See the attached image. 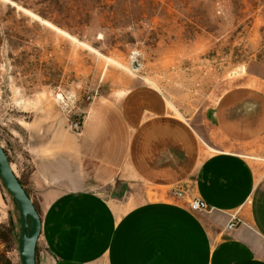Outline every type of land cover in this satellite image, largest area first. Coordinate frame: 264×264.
I'll return each mask as SVG.
<instances>
[{"label":"crops","instance_id":"1","mask_svg":"<svg viewBox=\"0 0 264 264\" xmlns=\"http://www.w3.org/2000/svg\"><path fill=\"white\" fill-rule=\"evenodd\" d=\"M210 121L204 137L148 84L95 96L79 133L30 119L7 154L41 217L36 264H264V89L227 87ZM16 214L0 194V222Z\"/></svg>","mask_w":264,"mask_h":264},{"label":"rangeland","instance_id":"2","mask_svg":"<svg viewBox=\"0 0 264 264\" xmlns=\"http://www.w3.org/2000/svg\"><path fill=\"white\" fill-rule=\"evenodd\" d=\"M247 82L264 89V0H0L7 153L38 113L69 124L95 96L137 84L205 137L218 96ZM0 194L17 216L1 180ZM0 250L20 264L17 242Z\"/></svg>","mask_w":264,"mask_h":264},{"label":"water","instance_id":"3","mask_svg":"<svg viewBox=\"0 0 264 264\" xmlns=\"http://www.w3.org/2000/svg\"><path fill=\"white\" fill-rule=\"evenodd\" d=\"M0 180L13 197L18 213L20 264H36V245L41 231V217L32 199L12 168L8 154L0 143Z\"/></svg>","mask_w":264,"mask_h":264},{"label":"built area","instance_id":"4","mask_svg":"<svg viewBox=\"0 0 264 264\" xmlns=\"http://www.w3.org/2000/svg\"><path fill=\"white\" fill-rule=\"evenodd\" d=\"M69 126L72 131H74L75 133H79L82 127V118L79 117V118L71 119L69 121ZM182 195L183 193L181 190H175L174 192H172L171 197L175 199H180L183 197ZM186 204L192 211L195 212H202L208 209V205L201 198H191V199L189 198L186 200ZM236 223L237 220L235 219V217H233V219L227 224V228L235 227Z\"/></svg>","mask_w":264,"mask_h":264},{"label":"trees","instance_id":"5","mask_svg":"<svg viewBox=\"0 0 264 264\" xmlns=\"http://www.w3.org/2000/svg\"><path fill=\"white\" fill-rule=\"evenodd\" d=\"M21 184L23 185V182L21 179H19ZM9 193V192H8ZM10 194V193H9ZM11 195V194H10ZM13 199V197H12ZM15 209L18 213L15 201L13 199ZM20 233V225L18 222L17 226L13 225V222L10 220V222L6 225L0 224V242H3L5 244H8L10 242H17L18 243V236ZM0 263L2 264H10L9 259L6 256L5 250H0Z\"/></svg>","mask_w":264,"mask_h":264}]
</instances>
